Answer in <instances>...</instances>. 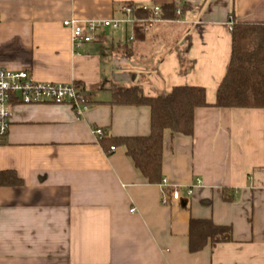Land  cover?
I'll use <instances>...</instances> for the list:
<instances>
[{
    "label": "crops",
    "instance_id": "crops-1",
    "mask_svg": "<svg viewBox=\"0 0 264 264\" xmlns=\"http://www.w3.org/2000/svg\"><path fill=\"white\" fill-rule=\"evenodd\" d=\"M125 3L181 13L144 39L126 41L128 24L74 49L64 20L119 18ZM231 20L264 24V0H0V67L80 83L92 102L81 117L67 103L14 104L0 175L20 182H0V264H264V108L215 106ZM116 84L148 97L206 89L193 134L164 131L162 177L180 199L164 203L162 181L144 178L121 146L108 154L93 132H151L149 106L111 103ZM192 218L230 225L233 239L192 252Z\"/></svg>",
    "mask_w": 264,
    "mask_h": 264
},
{
    "label": "trees",
    "instance_id": "trees-1",
    "mask_svg": "<svg viewBox=\"0 0 264 264\" xmlns=\"http://www.w3.org/2000/svg\"><path fill=\"white\" fill-rule=\"evenodd\" d=\"M186 7V5H184ZM176 3L161 6L162 19L179 17ZM139 17L148 19L152 10L137 8ZM144 23L134 25L135 39H144ZM232 53L227 72L217 90L215 106L220 108H264V24L234 21L232 25ZM124 52L132 50L124 45ZM76 84L85 86L77 83ZM88 93V92H87ZM90 103H92L90 101ZM113 104L147 105L151 108V132L140 136H100V144L108 154L111 147L121 146L134 167L151 183H160L163 165V136L169 129L174 137L177 133L191 135L195 127V110L208 106L206 89L197 85L174 87L170 92L155 97L145 96L138 86L127 87L116 84L112 88ZM91 105V104H90ZM9 178L11 181H8ZM2 184L20 182L13 170L3 171ZM230 200L229 195H225ZM233 239L230 225H219L211 219L192 218L190 221L189 246L192 252L203 249L209 240L216 244Z\"/></svg>",
    "mask_w": 264,
    "mask_h": 264
},
{
    "label": "built area",
    "instance_id": "built-area-1",
    "mask_svg": "<svg viewBox=\"0 0 264 264\" xmlns=\"http://www.w3.org/2000/svg\"><path fill=\"white\" fill-rule=\"evenodd\" d=\"M139 7L144 10H152L153 15L148 19L137 16L136 9ZM160 11V5L150 7L145 4L125 3L121 6L122 17L90 20L73 18L64 20L63 24L71 30L73 47L78 50L85 44L94 41L107 28L115 31L128 24L134 26L137 23H144V30L147 31L155 22L162 19ZM178 13H181L180 9H178ZM232 25L233 21L231 20V29ZM133 40L134 36L126 41ZM90 101L87 91L76 82L39 81L28 70L0 67V142L8 134L12 110L16 102L23 104L67 103L73 108L77 117H81L90 107ZM93 132L97 136L104 135L102 128H95ZM111 149L116 150V147L112 146ZM161 186L164 203L180 199L181 194L178 186H171L166 178L162 179ZM191 193L192 190L189 189L188 194Z\"/></svg>",
    "mask_w": 264,
    "mask_h": 264
},
{
    "label": "rangeland",
    "instance_id": "rangeland-1",
    "mask_svg": "<svg viewBox=\"0 0 264 264\" xmlns=\"http://www.w3.org/2000/svg\"><path fill=\"white\" fill-rule=\"evenodd\" d=\"M119 30H122V29H119ZM118 32V31H117Z\"/></svg>",
    "mask_w": 264,
    "mask_h": 264
}]
</instances>
